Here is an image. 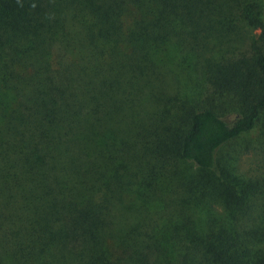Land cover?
Listing matches in <instances>:
<instances>
[{
    "label": "trees",
    "instance_id": "16d2710c",
    "mask_svg": "<svg viewBox=\"0 0 264 264\" xmlns=\"http://www.w3.org/2000/svg\"><path fill=\"white\" fill-rule=\"evenodd\" d=\"M262 113L264 0H0V264H155L146 223L115 210L136 216L131 196L156 228L178 212V264H264L188 214L248 197L223 148Z\"/></svg>",
    "mask_w": 264,
    "mask_h": 264
},
{
    "label": "rangeland",
    "instance_id": "374dc122",
    "mask_svg": "<svg viewBox=\"0 0 264 264\" xmlns=\"http://www.w3.org/2000/svg\"><path fill=\"white\" fill-rule=\"evenodd\" d=\"M236 25V21L234 22ZM242 30L249 38H254L258 35L259 30H250L248 27L241 26ZM215 33H212V35ZM211 36V35H208ZM220 37V36H219ZM217 39V38H216ZM227 41L215 40L212 37L206 38V47L203 50L206 56L211 60H218L219 57H229L234 55L232 48H227ZM168 45H164L160 51H164ZM191 69V68H190ZM191 77L201 79L200 73H193L192 69ZM202 80V79H201ZM202 85V90H203ZM210 94V98L215 103H219L220 108H224L230 113L224 114L220 109V115L223 119L230 121L233 118L231 110H233L234 97H230L233 101L226 99L224 96H218L217 93H213V89L209 84L205 86ZM200 89H196V92L201 93ZM225 157L223 162L226 163L225 168L230 173L231 177H234L237 182L234 184H251L253 187L248 192V197L239 206H230L227 208L221 201L206 202L204 204L191 207L188 214L191 216V221L199 228L205 231V240H209L215 246L222 242L221 247L228 249L233 241L236 240V245L241 252H249L250 255L254 253H261L264 256V113L259 117V121L253 131L249 132L245 136L238 138L223 148ZM132 204L136 211L130 213L123 205H116L115 210H119L123 215L132 218V231L135 235L140 236L137 230V222H139L144 230L154 235L152 240L155 242L154 246L156 250L162 251V255L158 257V261H153L155 264H178L177 258L182 252L180 237L183 233L182 229L173 230L171 227L167 228L162 226L166 219H172L179 221L178 212L171 214L172 206L165 208V215L159 221V227L156 228L153 224L147 223L148 218L154 219L151 207L148 208V216L140 218L138 216L139 200L135 196H131ZM157 207V205H156ZM163 209V207H162ZM157 218V217H156ZM145 220V221H144ZM221 234L226 237L224 240L217 241L215 236ZM229 245V246H228ZM191 247V246H189ZM152 250H155L152 247ZM156 254V251L154 255ZM167 261V263L165 262Z\"/></svg>",
    "mask_w": 264,
    "mask_h": 264
}]
</instances>
